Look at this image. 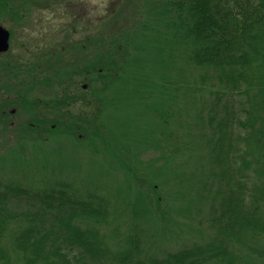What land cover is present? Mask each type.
<instances>
[{
	"label": "trees",
	"instance_id": "16d2710c",
	"mask_svg": "<svg viewBox=\"0 0 264 264\" xmlns=\"http://www.w3.org/2000/svg\"><path fill=\"white\" fill-rule=\"evenodd\" d=\"M164 6L169 74L159 92L147 76H119V68L134 65L117 40L116 53L125 58L107 55L114 48L105 46L104 61L83 63L89 96L70 88L81 61L57 58L50 103L13 130L0 123V169L16 174L0 176V264H264V0H165ZM160 100L159 121V111L156 120L145 106ZM101 144L122 163L117 182L108 160L70 156L78 145L101 152ZM30 145L36 150L28 155ZM142 151H162L161 163L139 160ZM116 198L133 218L121 233L125 213ZM152 212L169 231L187 214L192 241L162 256L146 251V238L155 234L139 221Z\"/></svg>",
	"mask_w": 264,
	"mask_h": 264
},
{
	"label": "rangeland",
	"instance_id": "374dc122",
	"mask_svg": "<svg viewBox=\"0 0 264 264\" xmlns=\"http://www.w3.org/2000/svg\"><path fill=\"white\" fill-rule=\"evenodd\" d=\"M164 1L165 0H27L26 2L24 1V3L22 2L21 5L23 14L28 15L27 23H23L21 27L14 30V36L16 41H18V45H15L13 49L14 51L20 53V55H29V51L33 49V45L31 43L32 40H35L33 44H36L47 39L44 38L42 40H38L35 31L39 30L46 33L51 32V64L55 63L57 58L62 59L60 61L65 60L66 62L78 61L79 63L81 61V64L74 67L77 71V80L76 84L74 86H70V88L75 90L76 94L80 93L81 90L84 89L85 94L89 96V93L91 92L89 85L90 73H84L81 71L83 63H87V59H100L99 62L104 61L105 46L114 48H108V51H106L107 55L110 54L109 52L116 53L115 47L117 46V40H121L122 42L120 44L128 48V64L131 63L134 66L129 68L126 65L122 66L119 68V76L128 77L130 74H135L138 77L147 76V80H149L148 82H153L157 85L154 87L155 90L157 88L156 91L159 92L164 73L166 75L169 74V71L165 70L166 63H164L167 62L166 60L168 58L163 54V44L166 40L161 36L163 29H165L163 28V25L168 21V14L163 12V8L165 9ZM34 5H37V8L34 7L33 10L32 7ZM1 9L2 1L0 0V10ZM7 10H12L14 13H20V7H16L14 5L8 7ZM38 20H40V22H38ZM134 28H137L136 36L140 39L139 42H135V44L134 38H132L134 36ZM104 38L114 39L113 41L116 43L105 44ZM98 40L99 44L97 43ZM116 55V59L118 60L125 58L122 52H119V54L116 53ZM135 56H142L141 62L137 65H135L133 61ZM106 60L110 61L111 59L107 57ZM65 66H69L71 68L74 65L68 64ZM123 68H125L124 72ZM120 73L122 74L120 75ZM92 84L97 86L99 85V82L95 80ZM142 85L149 87L146 84ZM51 91V94L55 93L56 87L54 86V89ZM48 97L51 96H46L45 98L48 99ZM41 98L44 99V97ZM162 103L163 102L160 100L158 107L152 102L149 103V107L145 106L150 113H156V120L157 111H159V121L162 110L160 107L162 106ZM181 106V101H179L176 105H172L174 112H177ZM136 107H138L140 114L145 111V107H143V104L139 101L136 103ZM178 115L179 113L173 116V120L176 122L173 123V128H175L178 123ZM45 119L48 120V117H45ZM7 128L10 129V127ZM179 134L180 133L177 134V137ZM180 139H182V137H180ZM78 147L79 150L77 149V151L74 152V155L70 156L75 159L85 157L87 160L92 156L94 159L102 158L104 161L108 160L110 166L113 164L110 171L116 176L114 180L117 182L118 178L120 179V175L122 176L123 174V169L121 168L123 167L122 163L118 164L117 161H115L116 158L111 154V151L106 153V151L103 150V144H101V152H92L80 145H78ZM27 150L28 152L26 153L31 155L36 149L30 145ZM130 151L131 150L126 153H130ZM160 152L162 151H157L155 153L142 151L139 152L137 156L139 160L143 162L152 160L153 164L158 165V163H161V157L159 156ZM120 153L121 151H117V154ZM128 156L134 157V159L130 161L135 163L136 158L134 153L131 152V155ZM86 160H84V164L81 163L83 167H86L87 165ZM127 160H129L128 157ZM108 169L109 167L107 166V171ZM26 173H28V171H26ZM31 174L32 176H36L38 173L31 172ZM72 174H75L76 176L78 175L77 173L68 172L67 177H70ZM11 175L16 174H12V172H9L8 170L0 169L1 178L6 176L9 177ZM96 176L101 178L100 180L102 183L111 182L110 184L113 185L111 178H106L105 180V178H102L98 173ZM134 190L135 189H131L129 192V196L132 198L136 195V190ZM114 200L118 206L122 205V207H124L121 208L123 213H125L123 219L120 221L121 233L125 231L129 221H132L133 218L129 212V207L125 204V201L118 200L117 198ZM178 204L188 206L186 202L183 203L181 200H177L174 205ZM126 206L127 208H125ZM173 215L174 214H170V221L172 223ZM186 216L182 215L179 219H177L174 215L181 225L180 223L179 225H175L173 223L174 225L172 231L164 228V226L167 225L163 224L164 219L158 221L159 217L157 215L154 216V212L150 213V215L142 221H139V223H141V228L144 229V227H146L149 233L151 228L152 232L155 234H150L151 236L148 235L146 238V245L144 243V249L148 252H154L158 256H162L166 252L174 251L189 244L192 241L191 235L195 233L193 231V228L195 227H187L186 222L188 219L191 220L190 224H193V219ZM119 220H117V222H119ZM160 223L161 225L163 224L162 227L160 226ZM183 229L184 231H182ZM111 230L110 226L105 227V231L107 233ZM161 230L163 231V235Z\"/></svg>",
	"mask_w": 264,
	"mask_h": 264
},
{
	"label": "flooded vegetation",
	"instance_id": "af4514ba",
	"mask_svg": "<svg viewBox=\"0 0 264 264\" xmlns=\"http://www.w3.org/2000/svg\"><path fill=\"white\" fill-rule=\"evenodd\" d=\"M1 1L0 26L8 32V46L0 49V123L13 130L12 127L27 118L30 112L50 103L51 97H45L51 96V32L34 30L38 40L47 39L36 44L32 40L33 49L29 55H20L13 49L18 45L14 30L27 23L28 15L23 14L21 7L27 0ZM13 5L20 7V13L7 10ZM2 46L0 39V48Z\"/></svg>",
	"mask_w": 264,
	"mask_h": 264
},
{
	"label": "water",
	"instance_id": "95a60500",
	"mask_svg": "<svg viewBox=\"0 0 264 264\" xmlns=\"http://www.w3.org/2000/svg\"><path fill=\"white\" fill-rule=\"evenodd\" d=\"M0 39L3 42V46L0 49H6L8 46V43H7L8 32L4 30L1 26H0Z\"/></svg>",
	"mask_w": 264,
	"mask_h": 264
}]
</instances>
